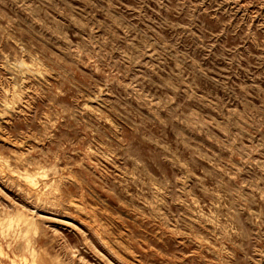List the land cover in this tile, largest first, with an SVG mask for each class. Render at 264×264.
<instances>
[{
    "label": "rangeland",
    "instance_id": "1",
    "mask_svg": "<svg viewBox=\"0 0 264 264\" xmlns=\"http://www.w3.org/2000/svg\"><path fill=\"white\" fill-rule=\"evenodd\" d=\"M0 264H264V0H0Z\"/></svg>",
    "mask_w": 264,
    "mask_h": 264
}]
</instances>
